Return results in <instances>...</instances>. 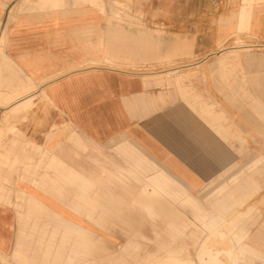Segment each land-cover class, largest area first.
I'll list each match as a JSON object with an SVG mask.
<instances>
[{"label": "crops", "instance_id": "1", "mask_svg": "<svg viewBox=\"0 0 264 264\" xmlns=\"http://www.w3.org/2000/svg\"><path fill=\"white\" fill-rule=\"evenodd\" d=\"M124 7L156 29L126 25ZM18 13L0 63V264H202L206 232L222 225L243 235L228 264H264L263 230L236 225L259 219L238 207L261 189L264 156L227 166L245 141L225 143L230 118L243 127L222 83L60 75L93 60L197 59L238 36L264 50V0H35ZM35 87L33 107L14 112ZM221 247L209 252L225 264Z\"/></svg>", "mask_w": 264, "mask_h": 264}, {"label": "rangeland", "instance_id": "2", "mask_svg": "<svg viewBox=\"0 0 264 264\" xmlns=\"http://www.w3.org/2000/svg\"><path fill=\"white\" fill-rule=\"evenodd\" d=\"M32 1L35 0H0V63L6 45L7 29L12 24V16L15 14L19 15L20 13L18 12L22 10L23 6H26V4L29 5ZM107 9L109 10L108 7ZM120 11L119 13L122 19L125 20L124 22L127 23L126 25L129 24L131 26H139L146 29H156V24L144 23L141 16L133 9L124 7L120 9ZM262 52H264V50H262L261 47L254 45L245 37L238 36L220 41L215 51L197 59L174 57L171 59L135 64L130 62L116 63L114 61L107 62L100 60L98 62L93 60L77 66L75 69H72V71H65L60 75L80 72L87 69H96L136 75L139 76L144 83H147V79L153 83L158 80L164 81L162 83H166V80L174 83L176 81L175 78H180V74L194 73V75L187 76L181 83H213V85L214 83H222L221 90L218 92L221 99L224 100L222 106L229 113L230 111L234 112V115L238 117L237 122L243 127H238L239 129H237L234 122H230L231 118L229 119V126L227 128L229 135L227 140H225L226 145L231 149L239 146L238 141L236 142L233 138L235 133L239 136L238 138L245 141L242 155L236 151L227 152V166L234 164L235 167L230 171H235L240 166L249 162L251 158L264 156V56L261 54ZM50 80L52 79L47 81ZM166 86L165 84L164 87ZM36 90H38V87L31 89L29 93H27L25 102L16 106L14 112L29 111L30 108L33 107V101L36 98V94H31V92ZM43 92L44 91H41L38 94L42 96V98L38 100L44 98ZM0 96L3 97L2 94H0ZM2 97L0 99V107L7 106L8 102H2ZM216 109L214 105L211 106L210 114L212 117H223L226 111L219 110L218 112ZM192 111L196 112L193 109ZM195 114L201 119L205 118L200 112H196ZM216 171L217 170H215L214 173ZM243 173L244 175L250 174L247 167L244 168ZM225 176L227 175H224V178ZM259 184L261 185V189L255 193L253 198L247 200L243 205L238 207V211L242 213H246L252 209L251 216H259V219L255 225H251L249 220L252 219V217L248 216L240 223L238 231L243 228H248L252 234L259 229H262L264 232V178L260 179ZM232 186L234 187V185ZM205 192H201L197 195V198L204 200L201 199V197L205 195ZM233 228L234 225H222L215 228L212 227V229L206 232V240L202 243L198 256L202 264H204L203 261L206 262L205 264H220L217 257H212L216 255L212 253V256H210V252H215V249L221 246L223 247H221V251H223L224 254H222L223 256L220 257V259L225 264H228L226 257L230 258V260L232 259V250L233 254L235 253L233 241L236 240L238 234L232 230ZM149 234L152 236L151 233ZM239 236L241 238L243 235L239 234ZM190 251L192 253L191 256H194L193 250L190 249ZM249 263L255 264V260L251 258V262Z\"/></svg>", "mask_w": 264, "mask_h": 264}, {"label": "bare ground", "instance_id": "3", "mask_svg": "<svg viewBox=\"0 0 264 264\" xmlns=\"http://www.w3.org/2000/svg\"><path fill=\"white\" fill-rule=\"evenodd\" d=\"M244 216V215H243ZM241 217V216H240ZM242 218V217H241ZM241 219H239V221H240ZM234 223V222H233ZM240 223V222H239ZM236 225H238L239 226V224L237 223ZM231 227V226H230ZM225 228V227H224ZM227 228V227H226ZM229 229V228H228ZM230 230V229H229ZM241 235V234H240ZM245 236V235H244ZM242 237V236H241ZM243 240V237L242 238H238V239H236L235 241H233L234 242V244H233V246H234V249L236 248L235 246H237L238 245V243L240 242V241H242ZM203 243V242H202ZM231 252V251H230ZM240 253V252H239ZM238 253V254H239ZM232 254H233V250H232ZM232 256H234V255H232ZM238 256V255H237ZM242 257V256H241ZM234 258V257H233ZM236 258V257H235ZM204 262V264L206 263L205 261H203ZM176 264H184L182 261H177V263ZM193 264V263H192ZM234 264H237L236 263V260H234Z\"/></svg>", "mask_w": 264, "mask_h": 264}]
</instances>
